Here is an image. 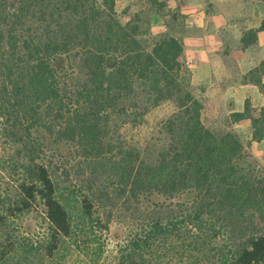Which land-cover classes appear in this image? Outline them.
Instances as JSON below:
<instances>
[{
	"label": "trees",
	"instance_id": "trees-1",
	"mask_svg": "<svg viewBox=\"0 0 264 264\" xmlns=\"http://www.w3.org/2000/svg\"><path fill=\"white\" fill-rule=\"evenodd\" d=\"M139 15L122 24L114 0H0V168L20 176L0 196V264H264V166L231 130L247 119L261 140L264 106L207 124L181 42L140 31ZM162 104L155 154L109 138ZM38 207L44 237L18 242L9 225ZM115 215L131 227L111 230Z\"/></svg>",
	"mask_w": 264,
	"mask_h": 264
},
{
	"label": "crops",
	"instance_id": "crops-1",
	"mask_svg": "<svg viewBox=\"0 0 264 264\" xmlns=\"http://www.w3.org/2000/svg\"><path fill=\"white\" fill-rule=\"evenodd\" d=\"M176 1L184 17L182 57L192 94L224 115L241 113L246 100L252 108L264 106V0ZM249 30L255 31V40L243 47L241 37ZM231 130L264 166V137L251 140L249 120L235 122Z\"/></svg>",
	"mask_w": 264,
	"mask_h": 264
},
{
	"label": "rangeland",
	"instance_id": "rangeland-1",
	"mask_svg": "<svg viewBox=\"0 0 264 264\" xmlns=\"http://www.w3.org/2000/svg\"><path fill=\"white\" fill-rule=\"evenodd\" d=\"M158 1H162L163 6L159 7L157 4L151 5L149 0H114V4L115 10L119 14V21L122 24L131 19L134 14L138 13V15L140 14V31L148 30L152 35H158L163 32L172 33L182 44V41L186 36L184 17L179 14L176 8L181 1ZM202 105L204 107L202 113L205 122L212 127L217 126L224 113L218 106L210 105V102H205L203 99ZM171 112L172 108L169 104H162L149 110L142 123L138 126H122L121 122H118L110 129L109 138H112L113 140L118 139L122 142L124 141L128 143L129 145H133L144 154H155L157 145L161 143V135L159 134L160 123ZM45 156L50 162H52V166L58 165L60 160L57 156L50 154H45ZM61 171H63V168L57 169L56 174L61 173ZM69 174L72 181L71 183H76L79 186L81 179L84 177V173L69 172ZM19 179L20 176L18 171L8 170L7 167L0 168V196L4 197L5 195L12 194ZM76 188L77 187L70 188V190H74L76 192ZM131 223L132 221L130 219H122L121 217L115 215L112 223L110 224V229H127V227H131ZM8 230L12 231V234L18 242L22 239L36 243L41 241L42 237H44L42 209L38 207L30 210L28 213H25L19 217V220H14L12 224L9 225ZM112 248V244H109L107 250L110 251ZM17 257L14 256L13 258H9V260L4 264H20L17 263Z\"/></svg>",
	"mask_w": 264,
	"mask_h": 264
}]
</instances>
